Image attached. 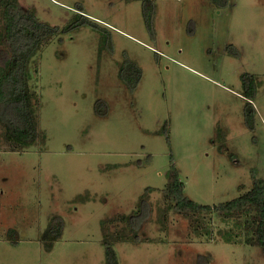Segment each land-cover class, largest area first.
I'll return each instance as SVG.
<instances>
[{
  "label": "rangeland",
  "instance_id": "1",
  "mask_svg": "<svg viewBox=\"0 0 264 264\" xmlns=\"http://www.w3.org/2000/svg\"><path fill=\"white\" fill-rule=\"evenodd\" d=\"M19 2L59 29L29 66L41 136L14 148L0 121V264H105L106 240L119 264H264L245 215L186 216L163 193L172 164L203 204L264 178V0H155L152 30L142 0Z\"/></svg>",
  "mask_w": 264,
  "mask_h": 264
},
{
  "label": "trees",
  "instance_id": "2",
  "mask_svg": "<svg viewBox=\"0 0 264 264\" xmlns=\"http://www.w3.org/2000/svg\"><path fill=\"white\" fill-rule=\"evenodd\" d=\"M211 1L215 4H224L227 0ZM0 4L3 8L0 43L5 46L6 53L4 69L0 72V121L5 128L6 140L14 148L22 149L35 143L41 136L35 116L34 101L37 92L30 84L29 66L42 45L59 28L42 21L34 10L23 7L19 0H0ZM142 4L144 18L148 28L152 30L155 0H142ZM119 75L129 86L134 87L139 81L140 70L135 63H129L121 66ZM254 79L255 77L251 74L242 75L248 96L255 94ZM251 105V102H248L245 109L248 123H251L254 109ZM252 177V187L239 196L218 204H203L185 194L179 169L172 164L163 193L169 206L186 216L216 213L221 219L226 220L230 217L245 215L247 217L245 229L247 227V230H252V234L247 236L246 241L260 245L264 253V178L257 176L254 169ZM121 217L126 218L128 225L135 230V215ZM234 223L237 226L240 224L236 221ZM63 227V220L59 216H54L43 234L48 249H51L54 241L61 237ZM14 231L9 232L10 238ZM105 243V264H119L115 248L109 240ZM197 264H211V257L199 254Z\"/></svg>",
  "mask_w": 264,
  "mask_h": 264
}]
</instances>
